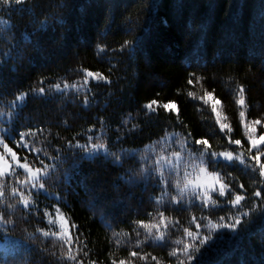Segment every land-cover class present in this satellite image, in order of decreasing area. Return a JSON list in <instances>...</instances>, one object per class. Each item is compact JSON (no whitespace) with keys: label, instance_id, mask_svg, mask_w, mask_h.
Instances as JSON below:
<instances>
[{"label":"trees","instance_id":"obj_1","mask_svg":"<svg viewBox=\"0 0 264 264\" xmlns=\"http://www.w3.org/2000/svg\"><path fill=\"white\" fill-rule=\"evenodd\" d=\"M0 19L7 21V29L0 26V113H5L0 116V129L5 130L0 136H7L5 143L21 161L27 156L29 163L40 166L36 160L40 155L45 163L57 166L45 182L46 190H32L36 203L28 209L17 202L19 197L10 195L11 187L26 195L27 189L16 183L15 176L5 179L0 213L15 223H0V264H64L57 259L60 241L36 232L37 228L59 230L58 221L49 225L43 215L48 211L55 219V208L82 233L88 256L81 258L97 264H119L120 260L175 264L169 252L180 246L172 241L188 240L181 225L195 232V225L189 223L193 215L216 223L219 217L227 221L229 213L237 212L225 203L228 196L217 193L212 194L220 201L216 208L201 210L200 201L191 206L169 204L167 197L163 205H156L162 185L151 172L156 153L147 146L167 130L191 133L194 140L207 139L217 151L241 150L229 145L220 131L211 112L212 101L204 105L187 96L188 91L202 96L207 89L222 102L217 110L228 117L223 122L231 124V138L242 141L247 159L250 144L235 103L236 90L245 89L244 123L260 119L256 135L264 133V0H27L24 5H0ZM83 69L102 73L110 83L89 78L90 92H48V86L56 83L82 84ZM192 73L203 78V87L188 84ZM39 87L45 88L44 96L31 91ZM24 92L29 93L24 102L7 115L16 95ZM152 100L175 102L182 123L163 108L148 112L144 105ZM89 128L93 131L88 132ZM29 129L37 133L31 138L40 142L36 147L60 159L49 160L42 153L16 148L18 133ZM88 135L99 136L109 152L121 154V163L105 158L103 152L94 159H81L87 154L68 147V141L86 143ZM172 147L179 150L176 144ZM232 163L227 171L237 178L233 181L237 191L249 198L243 203L256 200L259 204L261 198L252 197L259 185L252 182L250 170L244 171L238 161ZM141 168L149 169L147 176L139 174ZM215 170L223 176V162ZM209 171L214 169L210 166ZM129 173L136 175L134 183L128 182ZM17 174L21 180L26 176L21 169ZM238 184H244V190ZM169 191L175 194L174 188ZM261 192L264 198V187ZM9 203L14 207L8 208ZM156 209L180 225L169 228L164 242L149 239L136 247L145 235L136 222L158 223ZM113 231L120 236L114 237ZM200 231H212L213 239L194 253L192 264H264V211L243 217L234 232L204 227ZM116 239L121 240L119 245ZM131 251L147 255V260L131 257Z\"/></svg>","mask_w":264,"mask_h":264},{"label":"snow or ice","instance_id":"obj_2","mask_svg":"<svg viewBox=\"0 0 264 264\" xmlns=\"http://www.w3.org/2000/svg\"><path fill=\"white\" fill-rule=\"evenodd\" d=\"M27 0H0V5L11 6L15 5H24ZM0 26H3V29H7V21L0 19ZM2 30V29H0ZM129 42H125L121 46V51L124 50V47ZM99 51L103 52L104 48L101 46ZM84 79L82 84L64 82L63 85L60 83L52 84L48 86V92L55 90L58 93H65L68 90H74L76 93L82 91L90 92L91 89L88 88L89 78H92L96 81H104L110 83L108 77L104 76L100 72H93L87 69H83ZM202 77L196 76L195 73L190 74L188 79V84L195 86V84H200L203 87L201 81ZM43 84V81L39 82ZM32 92L38 93L40 96L45 95V88H33ZM214 91V90H213ZM238 97L235 100V103L239 106V118L241 123L244 125L248 135L247 140L250 144V147L246 149L248 156L245 158V149L243 148L242 141L240 139H232V126L230 123H225L228 117L226 115L222 116V113L217 110V105H221L219 99L214 98L213 92L204 89L202 96H197L196 92L188 91L187 96L193 100H201L204 105L211 103V112L215 114L216 124L219 125L221 132H224L229 145H237L241 147V150L236 151L229 148H225L222 151L215 150L207 139H192L191 133L182 134L180 132H167L165 130V135L162 136L158 141H155L152 145L147 146L149 152L156 153L153 159V167L151 172L159 177L158 184L162 185L160 188L159 196L155 197L156 205H163L165 203V197L168 198L169 204L176 205H187L191 206L196 201H200L198 207L203 210L209 207L216 208L220 206L219 199L213 197V193H217L218 197L229 198L225 203L231 205L232 208L237 209L236 213H229L228 220H225L224 216L219 217L218 222L213 223L211 220H208L206 216H200L199 218L195 215L191 217L190 224H194L197 231L193 232L189 227H183L182 232L185 237L188 238L187 242L181 238L172 241L173 244L180 246L174 247L169 252L171 257H175V264H192V261L195 259L194 253H199L201 247L208 244L213 239L212 231H209L208 234H204L200 231L202 227L210 228L211 230L217 229H228L230 231H236L242 223L243 217L249 216L252 212L261 210L264 211V198H262L261 187H264V162L261 158L264 157V150L261 146L264 145V133H261L259 136L256 135V126L261 125L262 121L260 119L252 120L250 123H244L246 119V104H245V89L240 86L236 90ZM29 93H19L16 95L15 99L11 102L10 111L7 115L11 116V109H15L20 106ZM84 105H88V96H84ZM144 108L148 112H157L159 108H163L166 112H173L176 114L177 121H180L179 109L175 102L160 103L156 100H152L148 104L144 105ZM197 111H201L200 108H197ZM5 115V113H0V116ZM95 126H93L94 128ZM136 125H132L134 129ZM93 128H89L88 132H92ZM4 129H0V132H4ZM43 132V129L40 130ZM20 139L15 140L16 148L28 149L32 153L43 154L49 160H59L60 157H53L49 155L45 148L36 147V143L39 141L33 142L31 138L36 137L37 133L31 129L27 132L18 133ZM26 137L28 139H26ZM119 138V137H118ZM7 139L6 135L0 136V146L3 147L4 152L0 153V204L5 203L6 197V188H5V179L8 177H16V183L21 184L27 189V195L24 190H21L16 187L10 188V195L13 197H19L18 203L24 205L26 209L30 205L36 203L32 199V190L35 189L37 192L46 190V180L49 178L51 172L57 167L55 164L45 163L44 159L40 158V155H36V160L39 162L40 166H35L33 163H29L28 157H23V162L18 156L17 152L13 150L12 147H9L8 143H5ZM95 140V142H93ZM68 147L78 148L81 150V153H86L87 155H81V159H94L96 155L101 152L104 153L105 158L111 157L113 161L117 164L121 163L122 156L119 153L109 152L106 146V143L101 140L99 136L88 135L87 142L81 144L79 141H76L73 144L72 141H68ZM176 144L179 146V150L174 149L172 146ZM159 145V148H157ZM192 145H199L198 148H193ZM255 150V154H253ZM11 157V162L6 157ZM238 161L241 166H243L244 171H249V174L253 176V183L258 184L257 187L252 192V197L261 198L260 203L257 204L256 200H251L249 204L243 202L247 201L249 198L242 194L241 191H237V186L233 183L237 178L233 177L231 172H228L229 167L234 166L232 162ZM223 162V167L225 173L223 176L220 175L219 171H216L217 165H220ZM15 165V167L13 166ZM212 167L214 171L209 172V167ZM17 169H23V173L26 174L23 180L20 179L17 174ZM149 169L141 168L140 175L147 176ZM167 173V174H166ZM136 181V175L129 173L128 182L134 183ZM170 188L175 189V194L169 191ZM240 190H244V184H238ZM8 208H13L14 205L9 203L7 204ZM248 207V211H240V209ZM56 212V218L53 219L51 213L48 211L44 212V216L48 218V224L53 225L58 221V231H53L51 227L48 230L37 228L36 232H40L41 235L45 238L54 237L56 240L60 241V254L57 257L58 260L64 262V264H97L95 260H87L81 257H87L88 253L84 251L87 247L86 244H83L81 239L82 233H78L77 226L72 223L69 224L66 216L60 211L59 208L54 209ZM157 215L160 217L158 223L146 224L142 221H137L136 223L139 227H142L145 230V235L143 240H138L136 247H140L142 243L147 242L149 239H152L156 242H164L165 236L169 228H176L180 225V221L173 220L169 217H165L164 212L156 209ZM152 217V213H148ZM167 221V223H165ZM200 221H207L205 224H201ZM0 223L8 224L15 223L10 219L5 218L4 213H0ZM161 225H163V231H161ZM109 227H111L109 225ZM155 229V234L153 233ZM34 235V234H33ZM127 235V234H125ZM114 237H119L120 233L113 231ZM136 236L140 237L141 233L136 231ZM111 242V241H110ZM115 243L119 245L121 243L120 239H116ZM56 253H53L55 255ZM150 255V254H149ZM131 257H139L142 260H147V255L141 256L137 251L130 252ZM153 260H156V257H152ZM113 264H116V261H113ZM119 264H131L130 261L120 260ZM157 264H160L157 261Z\"/></svg>","mask_w":264,"mask_h":264},{"label":"rangeland","instance_id":"obj_3","mask_svg":"<svg viewBox=\"0 0 264 264\" xmlns=\"http://www.w3.org/2000/svg\"><path fill=\"white\" fill-rule=\"evenodd\" d=\"M257 136H259V135H257ZM4 152V149H3V147L1 146L0 147V153H3ZM253 154H255V150H253ZM8 160H9V162H11V157L9 156V157H6ZM261 160H262V162H264V157H262L261 158ZM21 162H23V161H21ZM13 166L15 167V165L13 164ZM22 171H23V169H21ZM209 172H211V171H209Z\"/></svg>","mask_w":264,"mask_h":264}]
</instances>
